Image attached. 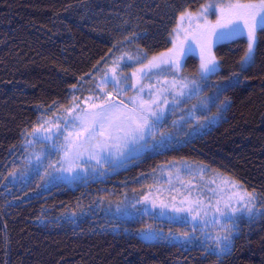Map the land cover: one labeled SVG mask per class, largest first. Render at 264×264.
<instances>
[{
	"label": "trees",
	"instance_id": "trees-1",
	"mask_svg": "<svg viewBox=\"0 0 264 264\" xmlns=\"http://www.w3.org/2000/svg\"><path fill=\"white\" fill-rule=\"evenodd\" d=\"M207 1L0 0V264H264V216L240 219L233 251L218 261L196 247L146 242L137 234L145 224L119 226L102 215L105 204L140 190L144 177L159 166L181 160L208 165L264 200V32L259 29L255 66L238 85L230 77L239 73L246 36L213 48L222 70L211 80L225 89L231 107L203 137L146 156L107 181L48 191L10 182L9 173L21 167L16 161L21 133L37 124L41 109L69 106L73 85L121 43L147 57L168 52L183 25L181 12L195 13ZM198 69V56L188 54L184 72ZM125 73L136 79L129 69Z\"/></svg>",
	"mask_w": 264,
	"mask_h": 264
},
{
	"label": "snow or ice",
	"instance_id": "snow-or-ice-1",
	"mask_svg": "<svg viewBox=\"0 0 264 264\" xmlns=\"http://www.w3.org/2000/svg\"><path fill=\"white\" fill-rule=\"evenodd\" d=\"M213 7L219 10L215 23L209 21L206 16L203 23H200L199 17H196L193 27L195 14L191 12H181L180 14L179 19L181 21L187 17L191 29V39L200 48L198 69L200 80H189L181 77L177 81L174 78L172 82L176 97L173 100L174 105L179 103L178 98L180 96L186 97L185 102L198 98L203 91L204 84L212 76L220 75L222 66L212 52L214 40L215 42H223L246 36L247 47L239 61V73L233 71L230 77L234 84L238 85L241 75L255 66L258 48L257 30L264 32V0H228L225 4ZM181 31L186 33L184 39L180 40V33H177L176 42L173 43L172 48L168 49L167 53H160L159 56H153L151 59L147 55L138 58L139 71L142 74L147 75L153 68H158L164 63L172 65L176 70L180 69V61L185 55L183 45L189 39L187 30L181 29ZM120 51L121 49L117 48V52ZM109 59L112 67L108 68L109 60L106 59L103 64L98 63L91 72L86 74L89 79L93 78L94 73L100 76L94 84L96 90L94 95L77 103L75 93L70 94L69 106L64 108L66 119L40 120L32 127L31 131L25 128L21 133L23 142L28 146L52 141L53 151L44 154L43 158L40 154H36L38 163L31 165V170L38 179H44L47 176L49 183L54 180H64L71 183L87 179L83 172L88 171L92 161H95V167L99 168L111 164L113 159L123 158V160H127L132 158L133 154L139 155L150 147H166L167 144L174 141L173 134L164 131L167 121L166 110L175 111L174 107L167 109L168 99H161L158 90L155 95L151 92L147 93L148 99L145 100L140 95L144 92L143 85L137 88L136 96L127 101L122 99L129 90L128 83L132 77L121 80L117 70L118 61L121 57L113 56ZM133 77L139 82L140 77L137 76L136 72H133ZM109 86H111V91L107 90ZM75 87L76 85H73V88ZM214 87H216L215 102L213 103L210 97L208 101H201L198 108L194 106L193 109L189 110L188 116L191 118H181L184 120V124L179 126L177 135L186 125H191L192 119H199L195 116L197 111L206 118L207 113L211 112V108L208 107L210 103L217 109V115L208 122L209 124L217 123L221 115L230 109L231 101L227 96H224L225 89L219 85ZM221 97L223 99H220ZM60 107L64 106L57 104V108ZM73 113L75 115H72ZM60 123H63V128H60ZM172 127L176 128L177 122L174 121ZM205 127L207 125H200L197 131ZM54 128L58 131H53ZM157 136L160 137V140L156 145H153L151 142ZM57 141L62 142L57 143ZM52 156L58 158L51 159ZM48 169L52 170L51 174H49ZM176 170L179 171V168ZM184 171L189 176H203L204 172L210 171V169L185 166ZM57 172L60 173L59 176L55 175ZM64 173L71 175L65 176ZM9 175H14V172L9 173ZM24 175L26 173L21 174L22 177ZM211 183L217 184V181L213 179ZM217 187L222 195L215 200L214 205L211 201L204 203L197 196L182 201L181 207L173 208L174 212L185 215L181 217L171 216L169 225L174 223L189 225L191 232L185 231L174 235L170 230L167 235H164L163 229L154 228L149 224L140 230V238L146 241H166L171 246L185 250L200 241V249L206 256H214L218 261H222L233 251V233L238 231L239 220L247 218L251 221L257 216H264V213L253 210L257 200L254 190L253 192L239 190L236 182L225 180L223 177H220V183ZM213 190L215 191V189ZM149 195L151 193L129 199L125 194L124 200L116 204L114 211L111 204L106 211L111 213L114 218L125 221L133 216V210L140 214V222H143L144 216L156 219L157 216L164 215L163 213L153 215L151 209L156 208L158 202L156 199L150 201ZM141 202L145 206L137 208ZM149 204L151 208H149ZM159 206L162 209L169 207L163 201H159ZM97 207L100 205L98 204ZM236 213L241 215L236 216ZM69 219L71 218L69 217ZM209 227L212 231H206ZM198 230L201 232L203 240L194 235Z\"/></svg>",
	"mask_w": 264,
	"mask_h": 264
},
{
	"label": "rangeland",
	"instance_id": "rangeland-1",
	"mask_svg": "<svg viewBox=\"0 0 264 264\" xmlns=\"http://www.w3.org/2000/svg\"><path fill=\"white\" fill-rule=\"evenodd\" d=\"M227 2L228 0H208L199 11L194 13L195 16L193 18V27L195 26L196 17H199L200 23H203L205 16L209 21L215 23L219 10L218 8H215L213 6L219 4H225ZM182 23L183 25L181 26V29L187 30V34H189V39L186 40L183 45L185 55L180 61L181 67L179 70H176L172 65L168 63H164L161 64L158 68H153L150 73H147V75L142 74L139 71L140 64L138 62V58L144 57L145 54L141 50L131 48L125 43H121L117 45L107 55V57L99 63V64H103L104 60L108 59L109 60L108 68H110L112 67V63L109 58L113 56H119L121 57V59L118 61L117 70L121 80H126L127 78H129L127 73H125V71L128 69L132 71V73L136 72L137 76L144 77V79L139 80V82H137V79H131V81L128 83L129 90L127 94L122 97V99H124L125 101L137 95V91H135L133 94L130 93L132 87L137 89L141 85L144 86V92L141 93L140 95L145 100L148 99L147 93L151 92L155 95L158 90L160 91L161 99L163 98L168 99L167 109H172L174 107L175 111L172 112L166 110L165 115L167 117V121L164 127V131L166 133L173 134L175 138L173 142L167 144L166 147H150L144 150L143 152H141L139 155L133 154L132 158H129L127 160H123V158L113 159L111 164H106L103 167H99V168H96L95 161H92L91 165L88 168V171L83 172V175L87 177V179L77 180L76 182H71V183L64 180H54L51 183H49L47 176H45L44 179H38L35 176L34 172L31 170V165L38 163V161H36V154H40L41 158H43L44 154L51 153L53 151L52 141H48L47 143L44 144L31 145V146H28L24 142H22L20 146V151L22 152V154L20 158L16 159V161H20L19 163H21V165L20 164L19 165L21 167L18 168V170L14 173V175L10 176V182L12 183V185L18 188H22L30 184L36 186V188L39 190L48 191L53 187L61 184H65L68 187L74 188L79 185H85L86 183H89L91 181H107L112 176L120 173L121 171L126 170L131 164L136 163L137 161H139L140 159L146 156L162 153L164 151H168L175 147H180L181 145L190 143L191 141L197 138L203 137L206 133L212 130L219 123L223 114L221 115L220 120L217 123L209 124L208 122L212 120L214 116L217 115V110H215V112H212V103H210L208 107L211 108V112L207 113L206 118L201 116L200 112L197 111L195 113V116L199 117V119L198 120L192 119L191 125H186L183 128V130L180 132V134L177 135L179 126L184 124V120H182L181 118L182 117L191 118L188 116L189 110L193 109L194 106L198 108L201 101H208L210 97L212 98L213 103L215 102L214 96L216 94V87L214 86L218 85L215 81L211 80L213 78L211 77L208 80V82L204 84L203 91L198 98L185 102L186 97L180 96L178 98L179 103L175 105L173 104V100L176 99L175 89L172 87V82L174 78L177 81L180 80L181 77L187 78L189 80L192 79H195L197 81L200 80L199 72L192 75L184 72V62L188 54L193 53L196 56H198L199 64H200V48L198 44L191 39L190 36L191 29L189 28L187 17L185 18L184 21H182ZM177 33H180L179 39L183 40L186 33L181 30ZM177 33L173 38V42H176L175 38L177 36ZM219 43L221 42H215L214 40L212 43V50ZM189 45H191V48H189ZM172 47H173V43H172ZM117 48H120L121 51L117 52ZM129 57H131V59H129ZM148 58L151 59V57ZM109 75H111L110 72ZM99 78L100 76L95 73L93 74L92 79H89L87 75L75 88L71 89V94L75 93V95L77 96V101H76L77 103L84 101L86 97L95 94L96 90L94 89V84L99 80ZM107 90L111 91L112 90L111 86H109ZM65 107L68 106L57 108V104H55L48 108L41 109L40 120L57 121L58 118L66 119L67 117L65 116L64 113ZM72 115H75V113H73ZM174 121L177 122L176 128L172 127ZM200 125H207V127L201 129L200 131H197ZM60 128H63V123H60ZM53 131H58V129L54 128ZM49 135H51V133H49ZM159 140L160 137L157 136L156 139L151 143L153 145H156L159 142ZM61 142L62 141H57V143H61ZM57 158L58 157L56 156L51 157V159H57ZM121 160H123V162H121ZM185 166H191L193 168L210 169V171H205L203 176H195V175L189 176L184 171ZM177 168H179V171L176 170ZM48 172L49 174H51L52 170L48 169ZM22 173H26V175L22 177L21 176ZM90 173H94V174H90ZM55 175L59 176L60 173L57 172L55 173ZM64 175L68 176L71 174L64 173ZM220 177H223L225 180H231L236 182L237 188L239 190H246L241 183L232 179L228 175L202 163L189 161V160H181V161H172L167 164H163L159 166L155 171L151 172L150 174L144 177L143 182L141 183L142 188L140 190L127 191L126 193L123 194L121 200L117 202L105 204L102 209L103 218L106 222L115 223L118 224L119 226H126L128 225V223H134V222L143 223L145 224V227L150 224L154 228L163 229L164 235H167L170 230L174 235H178L179 233L185 231L191 232V228L189 225H182L180 223H174L171 226L169 225V218L171 216L181 217L185 215L184 213L174 212L173 208L181 207L182 201L186 199H192L197 196H199L201 201H203L204 203H209L211 201V203L214 205L215 200L220 195H222L219 188L217 187V185L220 183ZM213 179L217 181V184L211 183ZM213 189H215V191ZM149 193H151V195H149V200L151 201L152 199H156L158 202L157 207L151 209L153 215H156L158 213L164 214L161 216H157L156 219H151L149 216H144L143 222H140L139 219L140 214L135 213V211L133 210L134 213L133 216L125 221L123 219L114 218L111 215V213L106 211L110 204L112 210L114 211L116 204L124 200L125 194H127L128 198L131 199V198L141 197L142 195H148ZM255 195L257 197V200L255 201L256 207L253 210L256 212L263 213L264 200L261 199L256 193ZM159 201H163L165 204H168L169 207L162 209L159 206ZM144 206L145 204L141 202L140 204L137 205V208H143ZM148 206L149 208H151L150 204ZM240 215H241L240 213H236V216H240ZM259 217L260 216H257L255 219L251 221H255ZM206 231H212V229L209 227L208 229H206ZM238 231H239V226H238ZM238 231H234L233 237L238 233ZM139 232L140 230L138 231L137 234L140 237ZM194 235L199 236L200 240H203V236L199 230L196 233H194ZM146 242H155V241H146ZM192 247H196L200 249V241H197L195 245L189 246V248Z\"/></svg>",
	"mask_w": 264,
	"mask_h": 264
}]
</instances>
